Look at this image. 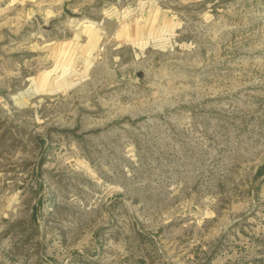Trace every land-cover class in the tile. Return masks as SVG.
<instances>
[{"label":"rangeland","instance_id":"rangeland-1","mask_svg":"<svg viewBox=\"0 0 264 264\" xmlns=\"http://www.w3.org/2000/svg\"><path fill=\"white\" fill-rule=\"evenodd\" d=\"M0 264H264V0H0Z\"/></svg>","mask_w":264,"mask_h":264},{"label":"water","instance_id":"water-1","mask_svg":"<svg viewBox=\"0 0 264 264\" xmlns=\"http://www.w3.org/2000/svg\"><path fill=\"white\" fill-rule=\"evenodd\" d=\"M70 12V11H69Z\"/></svg>","mask_w":264,"mask_h":264}]
</instances>
